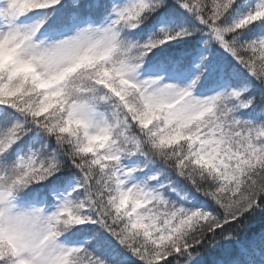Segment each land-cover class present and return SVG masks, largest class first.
Returning a JSON list of instances; mask_svg holds the SVG:
<instances>
[{"label": "snow or ice", "instance_id": "1", "mask_svg": "<svg viewBox=\"0 0 264 264\" xmlns=\"http://www.w3.org/2000/svg\"><path fill=\"white\" fill-rule=\"evenodd\" d=\"M0 264H264V0H0Z\"/></svg>", "mask_w": 264, "mask_h": 264}, {"label": "trees", "instance_id": "2", "mask_svg": "<svg viewBox=\"0 0 264 264\" xmlns=\"http://www.w3.org/2000/svg\"><path fill=\"white\" fill-rule=\"evenodd\" d=\"M259 227H260V222H259V220H257L254 230L255 231H258L259 230Z\"/></svg>", "mask_w": 264, "mask_h": 264}]
</instances>
